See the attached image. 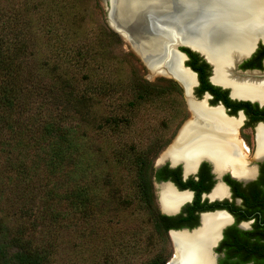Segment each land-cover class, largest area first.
<instances>
[{"label": "trees", "instance_id": "16d2710c", "mask_svg": "<svg viewBox=\"0 0 264 264\" xmlns=\"http://www.w3.org/2000/svg\"><path fill=\"white\" fill-rule=\"evenodd\" d=\"M64 5L65 0H0L2 166L27 186L44 188L45 197L55 195L82 220L101 210L97 208L101 203V175L106 183L114 178L101 173L103 163L118 167L126 172L134 189V198L122 204L138 208L151 225L152 236L165 245L164 233L155 220L149 179L161 137L157 134L143 147L124 141L133 126L126 111L148 102L154 110L167 107L169 120L174 121L181 102H176L172 93L180 99L179 90L169 80L159 84L158 80L152 83L140 79L127 92L131 100L122 96L124 82L101 62L103 39L119 36L108 26L99 28L96 49L89 41L70 39L63 21ZM43 36L47 38L49 57L41 53ZM103 102L107 114L99 109ZM89 135L94 141L114 139L119 149L111 143L110 158L95 155L90 151ZM42 177L52 181L53 188L48 192ZM113 193L120 195L117 189ZM38 219L42 224L44 217L39 214ZM255 227L261 229L263 241L251 245L247 260L264 264V218ZM137 235L131 234L135 240ZM25 243L14 242L19 250L12 264H48L50 254L46 245L37 248L38 243L31 245L30 240ZM164 249L161 247L144 264H165L169 256L164 257Z\"/></svg>", "mask_w": 264, "mask_h": 264}, {"label": "rangeland", "instance_id": "374dc122", "mask_svg": "<svg viewBox=\"0 0 264 264\" xmlns=\"http://www.w3.org/2000/svg\"><path fill=\"white\" fill-rule=\"evenodd\" d=\"M65 1L63 21L68 37L80 42L89 41L96 49L99 28L108 26L102 2L100 0ZM133 5L132 0H127L124 11L114 12V20L116 12L117 16L126 19ZM149 18V14L143 12L134 18H128L124 25L119 24L118 20L117 24L129 34L132 41H136L140 37L153 36L158 32L153 23L160 20ZM41 41V53L44 57H49L47 38L43 36ZM101 49L102 64L108 70L115 72V75L124 82L125 94L122 93V96L126 95L128 100H131V97L127 92L130 93L135 81L147 79L152 83L157 80L159 84L166 83V79L160 80L162 79L160 75H151L132 50L130 43L125 42L120 36L119 39L104 38ZM140 64L145 70L142 71ZM172 94L176 102H181V98ZM105 105L103 102V106L101 105L99 109L107 114ZM126 116L133 122V126L124 141L142 147L155 139L157 134L161 137L157 147H161L169 139L177 123L176 120H169L171 114L167 107L154 110L152 104L148 102L136 108H127ZM90 141L92 143H89L90 151L95 155L100 153L103 157L110 158L111 143L119 149L114 139L103 141L98 138ZM2 165L0 161V221L4 226V230L0 232V264H12L13 257L19 250L14 242L23 244L27 240L31 241V245L38 243L37 248L47 246L50 254L48 264H144L154 258L161 247H165L162 250L164 257L172 253L167 245L161 244L155 238L150 239L148 220L138 208L134 205L128 207L126 203L122 204L125 200L134 198V189L129 185L130 180L126 172L118 167L112 168L111 164L103 163L104 168L101 173L103 175L108 173L114 178L106 183L101 175L99 183L101 203L97 206L101 210L89 216L87 220H82L66 203L58 201L55 195L49 196L48 193L45 197L44 188L39 189L36 185L35 189L33 184L27 186L26 183L18 180L15 173ZM42 182L48 185L47 192L53 188L51 179L48 181L42 177ZM113 189H117L120 195L115 196ZM39 214L44 217L42 224L38 221ZM136 232L137 241L131 236Z\"/></svg>", "mask_w": 264, "mask_h": 264}, {"label": "flooded vegetation", "instance_id": "af4514ba", "mask_svg": "<svg viewBox=\"0 0 264 264\" xmlns=\"http://www.w3.org/2000/svg\"><path fill=\"white\" fill-rule=\"evenodd\" d=\"M220 1L225 3V0ZM254 38V48L245 51L248 44L237 53L235 59L226 64L225 71L226 68L228 71L221 76L215 75V65L203 52L188 46L178 48L176 61L179 69L191 76L190 85L184 86L180 80L179 84L178 79L167 74L153 75H160L175 84L181 98L174 131L160 147L149 177L155 220L164 233L165 245L172 251L166 263L175 251L172 235L193 237L200 232L206 216L222 214L226 218L208 246L212 264H253L247 260L248 249L258 240L263 241L261 229L255 224L264 218V159L257 162L255 152L257 128L264 125V36ZM171 62L170 59L167 64ZM244 86L260 90L261 99L233 93L234 87L237 90ZM192 104L204 112L215 111L222 118L221 127L228 137L222 145L232 152L233 162L220 163L221 171H217L218 164L207 152L199 153L190 163L182 156L168 152L183 126L192 122ZM186 168L191 171L187 173ZM249 169L253 174L247 178ZM166 186L185 198L174 210L167 212L161 205V191ZM218 187L223 192L220 197L214 196ZM149 237L154 238L152 232Z\"/></svg>", "mask_w": 264, "mask_h": 264}, {"label": "bare ground", "instance_id": "6f19581e", "mask_svg": "<svg viewBox=\"0 0 264 264\" xmlns=\"http://www.w3.org/2000/svg\"><path fill=\"white\" fill-rule=\"evenodd\" d=\"M132 1L134 5L126 19L117 16V12L124 11L127 0L116 1V23L118 20L119 24L124 25L128 18L146 12L151 19L160 20L156 23L165 25L159 26L154 22L153 25L158 29L155 35L140 37L136 41L129 40L132 50L151 69L152 76L167 74L180 80L184 86L191 84V76L179 69L175 59L168 65L170 55L160 62L161 67L155 65L164 56L168 43L172 42L171 38L182 36L189 45L197 47L215 65V75L221 76L228 71L227 68L225 71L226 64L235 59L236 54L242 52L248 44L251 45L256 39L254 37L264 36V0H225V3L220 0ZM159 27H162V31ZM182 27H186V30ZM220 36V41H216ZM235 88L233 93L247 95L250 98L262 97L260 90L253 89L252 86H244L237 90ZM192 109L194 111L192 122L183 126L168 152L170 155L182 156L188 163L199 153L207 152L218 164L217 171H221L220 163L233 162L232 152L222 145L225 139H228L221 127L222 118L217 112H204L195 104H192ZM256 140L255 158H261L264 156V125L257 128ZM190 171L186 168L187 173ZM252 174V169H249L247 178ZM222 195L223 192L218 187L214 196ZM184 199L182 195L175 194L169 186L161 191V205L166 212L174 210L176 204ZM225 219L222 214L204 217L200 232L191 238L173 234L175 255L169 264H212L208 256V246L215 239L218 227L226 222Z\"/></svg>", "mask_w": 264, "mask_h": 264}, {"label": "water", "instance_id": "95a60500", "mask_svg": "<svg viewBox=\"0 0 264 264\" xmlns=\"http://www.w3.org/2000/svg\"><path fill=\"white\" fill-rule=\"evenodd\" d=\"M104 6V9L106 11V22H107V25L108 27L113 31L115 32L117 35H119L121 38H123L126 42L129 43V40H131V38L129 37V34L120 26H118V24L115 22L114 20V12L117 11V4H116V1L117 0H100ZM116 4V5H115ZM159 26H165V25H159ZM162 27H159V29L161 30ZM183 28V27H182ZM162 31V30H161ZM218 38H221L218 37ZM172 39V42L168 43L167 47H166V51H165V54L164 56H162L161 59H165L167 56L170 55V59L171 61L173 59L177 60V55H176V52L178 51V48L179 47H183V46H188L190 47L192 50L196 51V52H199V53H202L197 47H194V46H191L189 45V43L183 39L182 36H178V37H173L171 38ZM170 39V40H171ZM249 48V49H248ZM248 48H245L244 50L245 51H251L253 48H254V44H251ZM167 58V60L169 59ZM170 59L168 60V62L170 61ZM162 62V61H161ZM181 63V62H180ZM144 64V63H143ZM145 65V64H144ZM146 66V65H145ZM162 66V63H159L157 64V67H161ZM146 68L151 71L150 68H148L146 66ZM152 75V74H151ZM179 82V80H177ZM180 84V82H179ZM264 159V156L261 157V158H258L256 159L257 162H260ZM254 173H256V165H254ZM255 175V174H254ZM174 255L172 256V258L166 263V264H169L172 259L174 258Z\"/></svg>", "mask_w": 264, "mask_h": 264}]
</instances>
